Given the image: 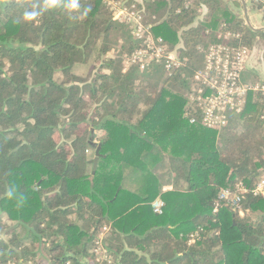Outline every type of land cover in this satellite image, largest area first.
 <instances>
[{
	"label": "trees",
	"instance_id": "obj_1",
	"mask_svg": "<svg viewBox=\"0 0 264 264\" xmlns=\"http://www.w3.org/2000/svg\"><path fill=\"white\" fill-rule=\"evenodd\" d=\"M78 2L0 0V264H264V195H254L264 179V98L249 94L222 130L190 122L200 116L190 99L199 48L250 50L261 34L218 0L136 5L155 37L171 49L182 42L186 60L174 73L141 69L127 64L142 45L129 26L103 0ZM33 9L39 17L25 21ZM228 31L239 37L219 38ZM114 33L122 36L107 56ZM154 75L159 92L144 90ZM96 130L104 136L93 175L86 151ZM239 185L240 207L215 212L220 193Z\"/></svg>",
	"mask_w": 264,
	"mask_h": 264
},
{
	"label": "built area",
	"instance_id": "obj_2",
	"mask_svg": "<svg viewBox=\"0 0 264 264\" xmlns=\"http://www.w3.org/2000/svg\"><path fill=\"white\" fill-rule=\"evenodd\" d=\"M103 1L114 18L128 25L134 38L142 44L141 49L133 54L127 64L140 63L141 69H144L156 63L168 73H174L184 66L186 60L182 59L178 53L180 45L171 49L162 38L155 37L150 31V26L143 23L142 15L130 10L127 2ZM261 11L264 14V7ZM238 37L239 35L232 31L219 35V38L224 40ZM199 50L204 53V65L193 77L190 99L195 112L200 113V116L198 119L193 118L190 122L192 124L198 122L206 128L222 130L227 127L231 114H240L244 111L249 94H260L264 98V81L244 80L250 57V50L247 48L236 49L223 43L210 45L207 49L199 48ZM243 192L245 189L242 185L237 186L235 191L223 190L215 205V212L223 202L239 208L242 200L240 194ZM254 195H264V179L257 184ZM152 207L155 214L161 215L164 203L158 199ZM108 231V228H104L101 242ZM196 236H192L193 242ZM97 252H101L102 259L107 260V252L101 245Z\"/></svg>",
	"mask_w": 264,
	"mask_h": 264
},
{
	"label": "crops",
	"instance_id": "obj_3",
	"mask_svg": "<svg viewBox=\"0 0 264 264\" xmlns=\"http://www.w3.org/2000/svg\"><path fill=\"white\" fill-rule=\"evenodd\" d=\"M150 1L154 0H125V2L136 5H144L145 3H148ZM226 4L229 11L236 17L240 18L244 21V23L247 25V20L249 21L251 27L255 29L256 33H260L261 36L256 37L258 38H264V14L262 13V7L264 6V0H254V2H257L256 4L260 5L257 6L253 3V0H218ZM245 2V3H244ZM244 4L246 6V10L244 7ZM206 9V8H205ZM255 40V42H256ZM257 44V43H256ZM244 80L247 82H256V81H264V47L261 45H255L253 43L252 48L250 49V57L246 65V72ZM95 140L93 143L99 144L100 138H102L103 132L100 130L94 131ZM94 151V152H93ZM87 156L90 159V163L95 158V150L94 149H87L86 151ZM91 165H93L91 163ZM164 168H161L158 172L163 176V189L170 190V171L168 169L169 164L166 160L163 165Z\"/></svg>",
	"mask_w": 264,
	"mask_h": 264
},
{
	"label": "rangeland",
	"instance_id": "obj_4",
	"mask_svg": "<svg viewBox=\"0 0 264 264\" xmlns=\"http://www.w3.org/2000/svg\"><path fill=\"white\" fill-rule=\"evenodd\" d=\"M191 1H195V0H191ZM129 6V9L130 10H133L135 12H137L138 14L142 15L143 17V23L145 24V21H144V16H143V13L138 11L136 8H135V5L132 4L131 5V2H129L128 4ZM107 10L112 14V12L109 10V8H107ZM208 13V10L205 9L204 7L201 8V13L199 14L198 18H197V22H200L202 20V18ZM243 21V20H242ZM120 36H122V34H120ZM120 36L118 33H114L112 34V43L111 45L109 46H106L105 47V50H106V53H107V56H114V54L116 53V49H117V46L119 45V39H120ZM257 39V38H256ZM255 39V40H256ZM257 43V44H256ZM255 45H262L264 47V38H258V40H256V42L254 41V46ZM180 50H184V46L181 42L180 44V47H179V51L178 53L180 54ZM159 75V74H158ZM158 75H154L153 76V80H151L150 82L147 81V84H150L149 86L145 87L144 90H148V91H151L152 89L153 90H156V92H159V89L160 87H162V78L160 77V79L157 77ZM148 75H145V77H147ZM142 77V76H141ZM144 87V86H143ZM94 152V151H93Z\"/></svg>",
	"mask_w": 264,
	"mask_h": 264
},
{
	"label": "clouds",
	"instance_id": "obj_5",
	"mask_svg": "<svg viewBox=\"0 0 264 264\" xmlns=\"http://www.w3.org/2000/svg\"><path fill=\"white\" fill-rule=\"evenodd\" d=\"M43 4L46 9H53L58 6V0H43ZM69 4L72 10H78L81 7L78 0H70ZM90 11H91L90 8H84L83 11L84 17H86ZM37 17H39V13L34 9L25 10L23 13V19L27 22L34 21L36 20Z\"/></svg>",
	"mask_w": 264,
	"mask_h": 264
},
{
	"label": "water",
	"instance_id": "obj_6",
	"mask_svg": "<svg viewBox=\"0 0 264 264\" xmlns=\"http://www.w3.org/2000/svg\"><path fill=\"white\" fill-rule=\"evenodd\" d=\"M244 1V0H243ZM245 3V2H244ZM244 7H245V10H246V6L244 4ZM247 26L253 30V31H256L255 29H253L249 23V21L247 20ZM92 144V148L95 150V158L93 159V161L91 162L93 164V175H95L96 171H97V168H98V164L99 162L101 161L102 159V155H101V149H102V146L100 144H95V143H91Z\"/></svg>",
	"mask_w": 264,
	"mask_h": 264
}]
</instances>
